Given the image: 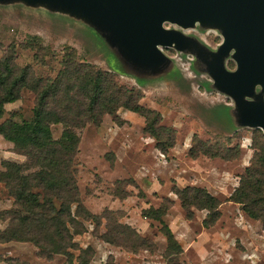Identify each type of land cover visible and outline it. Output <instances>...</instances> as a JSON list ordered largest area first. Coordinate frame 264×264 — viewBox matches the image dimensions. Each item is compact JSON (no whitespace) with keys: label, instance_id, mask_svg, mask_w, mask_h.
<instances>
[{"label":"rangeland","instance_id":"1","mask_svg":"<svg viewBox=\"0 0 264 264\" xmlns=\"http://www.w3.org/2000/svg\"><path fill=\"white\" fill-rule=\"evenodd\" d=\"M103 7H111V0H0V59L12 56L37 77H55L70 56L113 71L120 84L140 90V102L160 113L161 124L174 131L173 147L162 152L145 130V117L124 108L118 121L105 114L100 124L77 131L80 197L92 215L101 216L84 221L86 231L75 235L81 247H93L89 264H264L263 223L229 200L252 163L255 137L264 133L247 122L250 109L264 107V85L238 94L219 83L224 70L240 71L237 49H223L228 29L219 18L202 13L183 22L164 21L163 27L179 33L181 41L158 45L159 57L147 61L130 52L119 31L109 29ZM35 103V94L23 90L17 101L5 104L0 122L30 120ZM64 128L54 124L53 136L59 139ZM206 148L217 154H206ZM2 159L24 162L26 157L0 134ZM188 185L205 187L218 197L221 216L213 226L203 225L207 209L194 208V217H186L175 191ZM13 205L7 185L0 182V211ZM165 207L163 220L183 248L170 258L163 224L144 215ZM7 225L0 218V231ZM126 225L147 239L136 252L137 237L116 232ZM105 233L120 245L105 241ZM5 263L68 260L63 254L47 257L32 242L11 240L0 241V264Z\"/></svg>","mask_w":264,"mask_h":264},{"label":"trees","instance_id":"2","mask_svg":"<svg viewBox=\"0 0 264 264\" xmlns=\"http://www.w3.org/2000/svg\"><path fill=\"white\" fill-rule=\"evenodd\" d=\"M23 90L33 92L36 97L32 118L22 121L8 118L0 122V134L26 157L24 162L0 160L4 168L0 171V182L7 185L14 199L12 208L0 211V218L8 220L7 227L0 231V241H29L47 257L63 254L68 264H89L93 247H81L75 235L86 231L84 221L98 220L101 216L92 215L80 197L75 166L80 143L77 131L91 123L100 124L105 114L118 121L121 108L145 117V130L159 141L162 152L173 147L174 131L161 124L160 113L140 102L143 97L140 90L120 84L113 71L80 62L73 56L65 59L55 77H37L30 66L19 67L12 56L0 59V119L5 114V104L17 101ZM54 124L65 127L59 139L53 136ZM255 138L252 163L241 175L229 200L240 204L249 217L264 225V133ZM204 150L206 154H217L211 148ZM191 153L197 154L194 146ZM222 156L230 159L233 155ZM175 192L187 218L194 217V208L208 210L203 220L207 228L220 218L221 203L205 187L188 185ZM167 210L165 207L160 211H145L144 215L163 224L170 258L180 254L183 248L163 220ZM120 228L118 234L137 237L133 251L146 244L147 239L130 225ZM102 238L120 245L108 233ZM107 264L118 263L112 260Z\"/></svg>","mask_w":264,"mask_h":264},{"label":"water","instance_id":"3","mask_svg":"<svg viewBox=\"0 0 264 264\" xmlns=\"http://www.w3.org/2000/svg\"><path fill=\"white\" fill-rule=\"evenodd\" d=\"M202 13L225 23L228 37L223 49H237L240 71L224 70L219 83L238 94L251 91L257 83L264 85V0H111V7L102 9L109 29L119 31L130 52L140 53L147 61L159 57L158 45L181 41L179 33L163 27L164 21L183 22ZM247 113L248 124L264 131V107Z\"/></svg>","mask_w":264,"mask_h":264},{"label":"bare ground","instance_id":"4","mask_svg":"<svg viewBox=\"0 0 264 264\" xmlns=\"http://www.w3.org/2000/svg\"><path fill=\"white\" fill-rule=\"evenodd\" d=\"M166 21H168V20H166Z\"/></svg>","mask_w":264,"mask_h":264}]
</instances>
